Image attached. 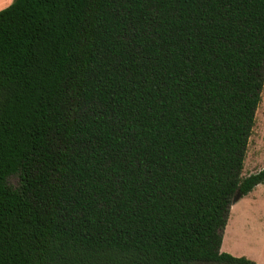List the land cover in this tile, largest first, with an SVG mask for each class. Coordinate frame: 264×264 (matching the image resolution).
I'll use <instances>...</instances> for the list:
<instances>
[{"label":"trees","instance_id":"obj_1","mask_svg":"<svg viewBox=\"0 0 264 264\" xmlns=\"http://www.w3.org/2000/svg\"><path fill=\"white\" fill-rule=\"evenodd\" d=\"M263 84L264 0H13L0 264H257L220 246Z\"/></svg>","mask_w":264,"mask_h":264},{"label":"crops","instance_id":"obj_2","mask_svg":"<svg viewBox=\"0 0 264 264\" xmlns=\"http://www.w3.org/2000/svg\"><path fill=\"white\" fill-rule=\"evenodd\" d=\"M10 1L12 0H0V9L9 5ZM263 185L264 183L257 184L247 195L253 194L257 188ZM261 193L264 195V187ZM234 208L235 204H231L222 233L220 251L233 256H245L257 264H264V220L254 222L246 216L242 223L240 213L233 212ZM241 225L242 233H240Z\"/></svg>","mask_w":264,"mask_h":264},{"label":"rangeland","instance_id":"obj_3","mask_svg":"<svg viewBox=\"0 0 264 264\" xmlns=\"http://www.w3.org/2000/svg\"><path fill=\"white\" fill-rule=\"evenodd\" d=\"M13 1V0H12ZM10 1V3L12 2ZM8 3V4H10ZM264 166V84L261 91V100L255 112V123L252 128V133L249 137L246 156L242 169V176L256 172ZM9 183L12 185L18 184V177L16 175L9 177ZM260 186L251 195L241 197L235 204V210L241 215V221L249 218L250 221L257 222L264 220V195ZM254 195V197H253ZM242 225L240 233H242ZM205 264V263H202Z\"/></svg>","mask_w":264,"mask_h":264},{"label":"water","instance_id":"obj_4","mask_svg":"<svg viewBox=\"0 0 264 264\" xmlns=\"http://www.w3.org/2000/svg\"><path fill=\"white\" fill-rule=\"evenodd\" d=\"M240 198H241V193L238 191V192H236V194L233 196V198H232V200H231V204H234V203L237 202Z\"/></svg>","mask_w":264,"mask_h":264}]
</instances>
